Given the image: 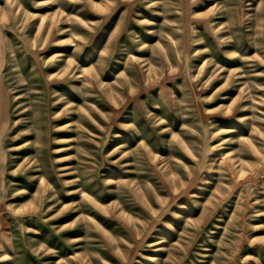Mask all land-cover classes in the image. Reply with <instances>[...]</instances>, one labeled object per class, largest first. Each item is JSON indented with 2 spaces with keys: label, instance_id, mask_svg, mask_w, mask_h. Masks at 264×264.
I'll use <instances>...</instances> for the list:
<instances>
[{
  "label": "rangeland",
  "instance_id": "374dc122",
  "mask_svg": "<svg viewBox=\"0 0 264 264\" xmlns=\"http://www.w3.org/2000/svg\"><path fill=\"white\" fill-rule=\"evenodd\" d=\"M0 264H264V0H0Z\"/></svg>",
  "mask_w": 264,
  "mask_h": 264
}]
</instances>
